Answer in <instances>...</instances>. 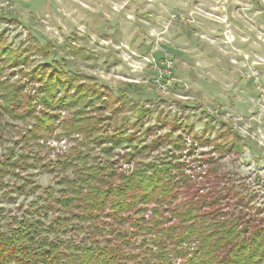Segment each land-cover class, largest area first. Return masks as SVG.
Segmentation results:
<instances>
[{
  "label": "rangeland",
  "instance_id": "374dc122",
  "mask_svg": "<svg viewBox=\"0 0 264 264\" xmlns=\"http://www.w3.org/2000/svg\"><path fill=\"white\" fill-rule=\"evenodd\" d=\"M3 36L34 63L49 50L51 58L54 53L68 62L66 69L81 82H95L110 93L121 95L129 92L127 85L135 86L139 94L131 100L148 110L138 145L179 135L185 140L180 151L155 144L140 160L173 153L204 191L210 187L203 176L228 194L226 202L246 194L252 198L249 213L259 208L257 215L264 216V0H0ZM32 65L5 63L0 81L28 96L36 83L24 74ZM118 102L107 101L108 108L94 114L108 116ZM125 114L129 124L137 119L126 110L117 122ZM4 118L10 126L1 134L0 160L29 154L19 135L32 128V119ZM42 143L40 162L55 161L76 144L66 137ZM128 152L129 147L112 152L117 173L134 169L135 160L122 158ZM40 167L26 172L41 189L55 187V175ZM12 196L15 201L0 204L3 217L21 214L34 199Z\"/></svg>",
  "mask_w": 264,
  "mask_h": 264
},
{
  "label": "trees",
  "instance_id": "16d2710c",
  "mask_svg": "<svg viewBox=\"0 0 264 264\" xmlns=\"http://www.w3.org/2000/svg\"><path fill=\"white\" fill-rule=\"evenodd\" d=\"M49 53L34 63L0 37V76L5 63H29L24 75L36 83L24 96L14 84L0 81V141L10 126L4 117L33 123L19 135L30 155L12 153L0 160V204L15 201L12 195L34 196L10 218L0 208V264H264V216L257 215L259 208L249 213L252 198L245 194L226 202L228 194L203 176L210 187L204 191L173 153L140 160L155 144L180 151L185 140L179 135L138 145L148 110L131 100L139 94L135 86L127 85L129 92L119 95L95 82H81L66 69L68 62ZM114 100L122 101L118 109L108 116L94 114ZM126 110L137 113L134 123L126 114L117 122ZM149 132L143 130L145 137ZM61 137L76 144L55 161L40 162L42 141ZM125 147L131 152L122 158L135 160V167L117 173L118 160L110 156ZM38 163L55 175V187L41 189L26 172Z\"/></svg>",
  "mask_w": 264,
  "mask_h": 264
}]
</instances>
